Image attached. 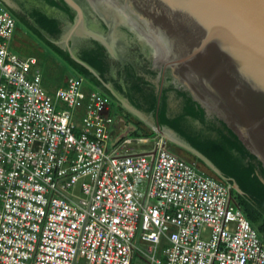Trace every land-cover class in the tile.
Returning <instances> with one entry per match:
<instances>
[{
	"label": "built area",
	"instance_id": "built-area-1",
	"mask_svg": "<svg viewBox=\"0 0 264 264\" xmlns=\"http://www.w3.org/2000/svg\"><path fill=\"white\" fill-rule=\"evenodd\" d=\"M17 25L0 1V264H264L229 182L159 136L107 150L109 98L78 76L48 94Z\"/></svg>",
	"mask_w": 264,
	"mask_h": 264
},
{
	"label": "water",
	"instance_id": "water-1",
	"mask_svg": "<svg viewBox=\"0 0 264 264\" xmlns=\"http://www.w3.org/2000/svg\"><path fill=\"white\" fill-rule=\"evenodd\" d=\"M3 1L32 27L45 28L41 0ZM64 1L78 13L63 40L70 44L75 60L79 61L81 45L96 39L109 55L112 82L120 86L116 74L126 63L136 66L138 73L145 67L137 50L119 40L125 34L116 31L119 26L135 30L153 46L154 61L158 69H163V76L171 75L209 117L226 123L264 166V0H98L106 5V14L113 16L108 19L115 26L112 39L97 28L89 30L75 0ZM87 1L97 11L95 0ZM44 11L57 18L56 11ZM107 87L139 119L199 155L222 177L223 172H234L232 152L221 146L212 134L214 129L208 130L198 121V110L188 114L185 95L169 93L159 121L150 111L145 115L133 108L113 89V83ZM217 129L214 132H219ZM228 182L243 194L236 183Z\"/></svg>",
	"mask_w": 264,
	"mask_h": 264
},
{
	"label": "trees",
	"instance_id": "trees-1",
	"mask_svg": "<svg viewBox=\"0 0 264 264\" xmlns=\"http://www.w3.org/2000/svg\"><path fill=\"white\" fill-rule=\"evenodd\" d=\"M43 6L57 12V18L50 16L48 12L43 13V26L45 28H33L34 34L43 40L53 51L58 52L65 60L66 64L75 72V75L92 83L95 87L111 95L108 83H113V89L125 96L130 104L141 114L148 115L150 111L155 115V119L160 121L163 105L169 93L185 95L188 114L191 110H198L200 123H203L213 135L219 138L221 146H227L233 157L234 172H223V178L236 183L243 194L233 201L239 207L252 226L257 230L264 241V166L260 159L250 152L238 136L231 131L226 123L211 118L204 108L193 100L192 94L183 86L178 84L171 75L163 76V69L156 67L155 52L151 44L145 39H141L135 30L128 27L119 26L116 31L125 34L119 40L133 46L139 55L142 64H145L143 71L138 73L136 66L128 62L122 70L116 74L121 85L118 86L111 80V62L106 48L96 39L90 38L83 43L77 51L75 60L70 52V44L64 42V37L70 33L78 19V13L64 0H41ZM82 8L87 26L97 28L102 35H107L113 23L105 21L103 15L96 12L87 0H75ZM20 22L27 20L21 18ZM38 25V24H36ZM44 34H48L50 39H46ZM118 35V34H117ZM116 35V36H117ZM102 65V66H101ZM178 89V91H177ZM105 95V96H106ZM138 100H136V99ZM146 99V101H144ZM219 126V127H218ZM233 184V183H232Z\"/></svg>",
	"mask_w": 264,
	"mask_h": 264
},
{
	"label": "rangeland",
	"instance_id": "rangeland-1",
	"mask_svg": "<svg viewBox=\"0 0 264 264\" xmlns=\"http://www.w3.org/2000/svg\"><path fill=\"white\" fill-rule=\"evenodd\" d=\"M25 29L26 28L23 23L18 22L17 32L15 33L16 36L14 37L13 41L10 42V50L21 57L25 56V58H28L33 56L37 58L38 65L36 67L41 70L42 76L44 78L42 86L48 94L55 95L56 91L62 86L64 79H69L71 77L76 76L75 72L72 71V69L66 64L65 60H63V57L58 54V52L53 51L51 47L47 46L43 40L39 39L41 44L38 43V40L36 41L33 37L34 31H27L26 33ZM17 42L19 43V45L17 44ZM83 89L86 92H101L100 89H98L92 83L87 81L86 78L85 83L83 85ZM109 100L110 106L113 109L112 116L115 120V126L116 124H118V122H122L126 125L127 129L133 130L132 133H130L131 136L133 134H142V132L140 131L141 127L137 124L139 122L138 119L135 118L134 115L131 114V112L121 110L113 99L109 98ZM63 107L67 108V105L58 106V110H62ZM239 194L241 195L240 192L234 191V199H236ZM135 243L136 245L141 246L140 233L137 235ZM133 264L146 263L139 261L135 257Z\"/></svg>",
	"mask_w": 264,
	"mask_h": 264
},
{
	"label": "crops",
	"instance_id": "crops-1",
	"mask_svg": "<svg viewBox=\"0 0 264 264\" xmlns=\"http://www.w3.org/2000/svg\"><path fill=\"white\" fill-rule=\"evenodd\" d=\"M0 1L8 9V11L17 19V21L20 22L21 21L20 19L22 17L19 16L13 9H11L3 0H0ZM21 23H23V25L25 26V28H26L25 32L26 33H27V31H32V29L34 28L28 22H21ZM17 28H18V25H17ZM16 32H17V29H16L15 33ZM15 36L16 35L14 34V37ZM14 37H13V39H14ZM33 37L35 38L36 41L38 40L37 41L38 43L41 44V42L39 40L40 38H38V36L33 34ZM13 39L11 40V42L13 41ZM17 44L19 45L18 42H17ZM9 48H10V45H9ZM19 57L21 59H23V60H28L30 58L31 59L35 58L33 56L28 57V58H25V56H22V57L19 56ZM35 59H37V58H35ZM67 80H68V78L64 79L61 87H63L66 84ZM101 93L106 95V93L103 92V91H101ZM107 97L110 98V99H113L114 102L118 105V107L121 110H126L128 112H131L126 107H124L121 103H119L112 94L107 96ZM112 110H113L112 107L109 105V109H108V111L105 114L106 117H108V118H110L112 120V123L108 127L110 137H109L108 141L106 142L107 150L113 149L118 144V142L120 140L125 139V138H131V139H133L135 141V144H136L137 147H139V150L143 151L146 147L143 146L142 144L138 143V139H147V138H150V137L159 136V137H161V138L166 140L168 148H169V150L172 153H174L175 155H177L178 157H180L182 159H185V160L189 161L190 163L196 164L200 169L205 170L206 172H208L209 174H211L215 178H217V179H219V180H221L223 182H228L214 168H212L204 159H202L199 155H197L196 153L192 152L191 150L181 146L180 144H178V143H176V142L164 137L159 132L154 130L152 127H150L145 122H143L141 119H139L132 112H131V114H133L134 117L137 118L138 121H139L137 124L141 127L140 131L142 132V134H135V135L133 134L131 136L130 133H132L133 130L132 129H127L126 125L123 124L122 122H118V124H116V126H115V120H114V117L112 116Z\"/></svg>",
	"mask_w": 264,
	"mask_h": 264
},
{
	"label": "flooded vegetation",
	"instance_id": "flooded-vegetation-1",
	"mask_svg": "<svg viewBox=\"0 0 264 264\" xmlns=\"http://www.w3.org/2000/svg\"><path fill=\"white\" fill-rule=\"evenodd\" d=\"M95 4H96V8H97V11L96 12H98V13H100V14H102L103 15V19L105 20V21H109L108 19L110 18V19H112L113 18V16L111 15H107L106 14V5L104 6V5H102V3L100 2V1H98V0H95ZM112 21V20H111ZM113 22V21H112ZM89 27V30L90 31H93L94 30V28L93 27H90V26H88ZM112 27H115L114 26V24H113V26ZM111 30H112V28H111ZM109 31V33L107 34V35H104V36H106V38L107 39H112L113 38V32L112 31Z\"/></svg>",
	"mask_w": 264,
	"mask_h": 264
}]
</instances>
